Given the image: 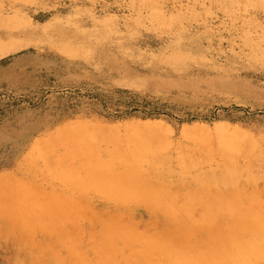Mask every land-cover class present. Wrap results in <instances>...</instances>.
<instances>
[{
	"label": "rangeland",
	"instance_id": "rangeland-1",
	"mask_svg": "<svg viewBox=\"0 0 264 264\" xmlns=\"http://www.w3.org/2000/svg\"><path fill=\"white\" fill-rule=\"evenodd\" d=\"M140 142L264 194V0H0V264H54L66 236L86 251L113 214L169 229L94 185L114 144ZM23 196L71 215L20 230Z\"/></svg>",
	"mask_w": 264,
	"mask_h": 264
},
{
	"label": "bare ground",
	"instance_id": "bare-ground-1",
	"mask_svg": "<svg viewBox=\"0 0 264 264\" xmlns=\"http://www.w3.org/2000/svg\"><path fill=\"white\" fill-rule=\"evenodd\" d=\"M223 133L227 134L219 135ZM114 146V154L106 158L105 167L98 171L94 185L99 191L108 190L111 201L119 204L135 201L147 207L151 214H159L169 224L172 234L166 226L161 232L153 228L141 229L114 218L117 214H113L100 221L98 235H90L86 251L82 246L75 247L67 236L61 237L55 246L68 251L65 255L54 252V264H264V200L260 196L263 193H257L251 187L246 189L235 171L201 177L190 174L181 157L173 159L161 149L142 142L132 148ZM68 158L69 155L60 160L62 169L57 177L72 175V166L66 164ZM93 160L98 163L97 159ZM49 169L51 171L52 166ZM150 177H158L159 181L147 188ZM247 183L251 185L252 180ZM15 205L17 212L14 215L22 226L20 230L29 232L35 231L34 226L40 222L36 218L38 210L47 221L44 229L48 233L53 232L51 228L62 229L59 227L63 220L59 215H71L68 209L60 212L51 204H39L34 197L25 200L23 196ZM31 218L34 222H29Z\"/></svg>",
	"mask_w": 264,
	"mask_h": 264
}]
</instances>
